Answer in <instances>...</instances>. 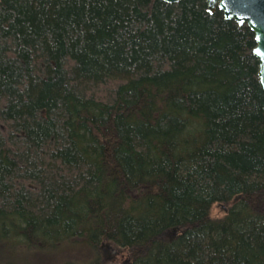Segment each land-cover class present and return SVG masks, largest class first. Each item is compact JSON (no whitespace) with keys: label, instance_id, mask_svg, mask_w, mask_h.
<instances>
[{"label":"trees","instance_id":"1","mask_svg":"<svg viewBox=\"0 0 264 264\" xmlns=\"http://www.w3.org/2000/svg\"><path fill=\"white\" fill-rule=\"evenodd\" d=\"M255 46L205 0H0V264H264Z\"/></svg>","mask_w":264,"mask_h":264},{"label":"water","instance_id":"2","mask_svg":"<svg viewBox=\"0 0 264 264\" xmlns=\"http://www.w3.org/2000/svg\"><path fill=\"white\" fill-rule=\"evenodd\" d=\"M177 4L182 0H163ZM207 12L214 15L217 10L226 20L235 21L239 26H248L255 36L253 55L258 61V81L264 93V0H205Z\"/></svg>","mask_w":264,"mask_h":264},{"label":"rangeland","instance_id":"3","mask_svg":"<svg viewBox=\"0 0 264 264\" xmlns=\"http://www.w3.org/2000/svg\"><path fill=\"white\" fill-rule=\"evenodd\" d=\"M226 210L227 207L225 205H215L212 210V216L216 219L222 218L226 214ZM35 251L28 247L24 251L22 249L17 250L15 255L17 262L22 263L23 258L28 259L25 261V264H63L65 262L83 261L81 257L87 258V261L90 260V251L86 250V247H81L77 251L73 247L63 245L57 249H49L47 252H43L37 256H35ZM102 252L106 254L107 251L103 249ZM122 253L121 251L120 254Z\"/></svg>","mask_w":264,"mask_h":264}]
</instances>
